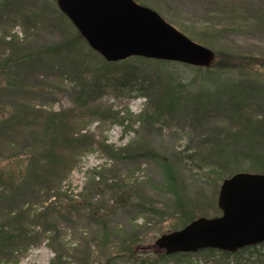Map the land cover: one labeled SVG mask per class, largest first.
Returning <instances> with one entry per match:
<instances>
[{
    "label": "rangeland",
    "instance_id": "374dc122",
    "mask_svg": "<svg viewBox=\"0 0 264 264\" xmlns=\"http://www.w3.org/2000/svg\"><path fill=\"white\" fill-rule=\"evenodd\" d=\"M134 1L210 48L211 65L196 69L132 56L122 62L129 66L131 85L100 81L97 92L85 95L75 75V52L50 63L17 59L76 33L56 0H0V63L11 65L0 69V120L11 119L0 131V216L24 208L30 216L21 222H34L37 232L19 243L13 260L0 255V264H48L56 250L65 264H89V244L106 253L133 234L139 239L138 258H156L163 250L154 240L178 229L183 211L195 218L220 214L218 174L248 171L254 162L264 165V121L255 120V107L264 103V68L215 65V53L221 52L238 61L264 58V0ZM80 44L83 51L91 49ZM219 62L226 64L225 53ZM125 64L106 67L99 59L93 65L118 74ZM172 87L175 101L167 109L165 95ZM208 93L224 102L240 97L242 103L238 111L211 108L196 117ZM160 100L162 115L150 117ZM78 134L81 139L72 144ZM146 198L153 206L149 212L135 206ZM94 212L104 218L105 230ZM190 253L187 264L220 260L215 252ZM115 263L139 264L125 258Z\"/></svg>",
    "mask_w": 264,
    "mask_h": 264
},
{
    "label": "water",
    "instance_id": "95a60500",
    "mask_svg": "<svg viewBox=\"0 0 264 264\" xmlns=\"http://www.w3.org/2000/svg\"><path fill=\"white\" fill-rule=\"evenodd\" d=\"M88 46L105 61L128 57L209 67L214 52L134 0H56ZM220 214L199 216L160 234L166 254L218 249L234 252L264 242V173L239 171L224 178L217 195Z\"/></svg>",
    "mask_w": 264,
    "mask_h": 264
},
{
    "label": "trees",
    "instance_id": "16d2710c",
    "mask_svg": "<svg viewBox=\"0 0 264 264\" xmlns=\"http://www.w3.org/2000/svg\"><path fill=\"white\" fill-rule=\"evenodd\" d=\"M29 18V16H28ZM83 41L86 44V41L83 39V37L76 31V33L71 36L67 41H64L63 43L60 44H53L50 46H47L45 49H37L34 52H25L22 55H20L18 60H36L37 63H41L42 61L46 63L53 62L56 60V57H63L64 59L69 57L71 53L75 52L77 55V58L74 59L73 65L75 66V75L77 76L76 79L78 80L79 83V90L80 92H83L85 95H90L93 91L97 92V89L101 87L99 85L100 81L105 82L106 84H109V81L112 80V82H116L117 84L121 86H125L126 84L131 85V79H127L126 77V71L129 70V66H127L123 61L111 63V62H105L104 59L96 53L94 50L89 49V51H83V48L80 44V42ZM11 47V45H10ZM13 48V47H11ZM226 54V64L219 62L220 58L223 56V54ZM221 52L218 54L215 53V57L218 56L217 64L220 66H226L228 69L230 68H236L238 65V62H245L247 65V68H253L254 66H257L258 68H264V58H257V57H249V58H244L241 60H236L235 57H232L228 52ZM232 59L230 60V58ZM12 58V57H11ZM16 59V58H15ZM101 60L103 65L108 67L109 65H115L121 63L122 65L125 64L124 68L120 70V73L114 74L115 71H118L117 69H110L107 71V73H103L102 68H94L93 64H96L97 60ZM9 62H1L0 63V69L5 70L6 68H9ZM71 63V62H70ZM93 63V64H92ZM215 63V62H214ZM221 63V64H220ZM233 63V64H231ZM238 64L237 66H229V65H234ZM83 67L84 70L86 71V74L84 70H77V68ZM196 69H200V67H195ZM246 67H243V72L247 71L249 72ZM209 71V68H207ZM105 72V71H104ZM227 73H231L230 70L225 71ZM105 78L104 80H102ZM102 84L103 85H105ZM174 86H177L176 88H181L182 84L180 81H177ZM139 88H143V85L140 86ZM175 87H172V89H168V92L166 93L165 97L167 99V103L165 105V108L169 109L170 105L172 106V103L175 98V92L176 89ZM173 97V99H172ZM206 99V104L201 107V110H196L194 112V115L196 117H202L203 115H206L207 111L211 109L213 112H218L224 109H227L230 107L232 111H238V108L240 104L242 103V98L237 97L234 100L232 98L228 99V101H222L220 98L214 97L213 94L208 93L207 96L205 97ZM164 102L162 100L159 101V104L153 111L148 114L151 115L150 117H160L162 115V110L164 108ZM255 109L259 110V113L256 115V121L259 122L262 120L264 121V103L261 102V104L257 105ZM148 117V118H150ZM10 118L8 120H0V131L4 130L7 127V124L9 123ZM146 120V118H145ZM254 130V129H253ZM80 135V134H78ZM81 139L80 137H74L72 140L73 142H78ZM52 146L47 144L46 151H48V155L52 151ZM119 151H123V148H118ZM125 151V150H124ZM118 153V152H117ZM133 155V154H131ZM52 161L56 163L61 162V158H57L56 156L50 155L49 156ZM34 157L29 159V168L32 166V163L34 162ZM255 163L254 168L248 169V171L245 172H253V173H264V165H260L261 163ZM264 164V161L262 162ZM57 165V164H54ZM239 172V171H235ZM232 172L231 174L235 173ZM227 173H221L218 174V179H224L227 176H230V174ZM167 177L169 181L172 180V172L168 168L167 171ZM1 179V177H0ZM1 183V180H0ZM1 186V184H0ZM3 191L0 192V194ZM88 205V204H87ZM136 208L143 210V212L151 211L153 208L152 204H150V201L148 199H142L139 202L135 203ZM88 211L89 213H92L93 210L90 208L88 205ZM180 215L186 216L184 221L181 223V226L178 228L183 227L185 224L193 220L195 217L192 215H188L186 211H183ZM30 216V212L28 210L20 209L18 211L13 210L10 212H5L1 214L0 216V255H7L14 259L13 253L15 251H18L19 243L21 241H26V240H31L33 234H36L37 232L34 230V227L36 226L34 222H26L22 223L23 218H28ZM92 216L95 217V219L98 220V222L102 225L103 230H105L106 223L105 220L102 221L104 218L102 217L101 214H97L94 212ZM37 218H40L39 216H36ZM177 229L176 227H173V230ZM50 230V229H49ZM39 233V232H38ZM139 242L138 236L137 235H130L127 236V238H123L120 241L116 242L113 246H111L112 250H109L105 253L102 252L100 249H91L92 244H89L87 246L88 248V258H87V263L89 264H116V259L117 258H125L129 260H137L139 264H187L188 258L191 253L188 252H177V253H172V254H166L163 251L159 254H157V257H143V258H138V251L136 249L139 247L137 244ZM138 250V249H137ZM198 252H203V253H217L220 255V260L219 262H209L210 264H264V242L256 245H251V246H245L241 249H238L234 252H228L224 250H218V249H202L198 250ZM65 257L63 254H61L59 251L56 250L54 257L51 259V261L48 264H65Z\"/></svg>",
    "mask_w": 264,
    "mask_h": 264
}]
</instances>
